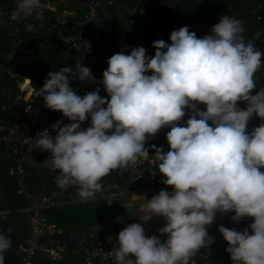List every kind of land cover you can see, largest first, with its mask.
Wrapping results in <instances>:
<instances>
[{"label":"clouds","instance_id":"clouds-1","mask_svg":"<svg viewBox=\"0 0 264 264\" xmlns=\"http://www.w3.org/2000/svg\"><path fill=\"white\" fill-rule=\"evenodd\" d=\"M42 8L41 0H17L11 19L42 18ZM27 29L32 31V25ZM245 31L243 21L229 15L201 38L185 25L171 32L170 44L154 41V56L142 46L128 55L113 54L99 82L78 63L75 69L49 72L35 92L70 123L58 120L50 126L55 137L46 128L24 143L50 153L46 167L61 190L76 188L78 202L95 200L99 193L110 206L114 199L103 195L102 179L137 162H159L163 183L172 188L161 189L140 211L165 219L157 231L167 240L146 237L144 227L132 223L119 232L111 251L116 264H194L192 257L214 242L206 226L217 212H234V222L254 218L242 231L223 225L218 231L233 264H264V122L247 131L254 114L264 121V91L252 94L262 53L245 41ZM75 46L90 51L87 41ZM73 80L102 84L107 97L99 95L100 87L81 97L70 87ZM240 101L245 109L238 107ZM186 108L192 114L181 126ZM89 117L90 126L82 128ZM166 126L169 150L151 145L150 157L146 140ZM11 246L10 238L0 234V264H6Z\"/></svg>","mask_w":264,"mask_h":264},{"label":"built area","instance_id":"built-area-1","mask_svg":"<svg viewBox=\"0 0 264 264\" xmlns=\"http://www.w3.org/2000/svg\"><path fill=\"white\" fill-rule=\"evenodd\" d=\"M41 2L43 5L42 18L32 16L17 22L11 19L12 11L6 10L0 13V78L14 82L13 90L9 89L5 93V99L0 104V118L8 123L0 127V144L4 147L6 157L12 162L8 174L17 185V194L28 201V205L23 211L28 215L29 231L18 251L20 260L17 264H116L111 251L118 243L119 232L124 227L137 222H105L86 231H71L68 243H57L56 238L62 236L64 230L49 220L48 213L68 203L69 201L65 199L68 191L76 190V188L69 187L67 190L58 188L48 193L32 194L26 185L27 172L25 166L30 160L50 153L40 151L33 148V145L24 143L25 138H34L37 132L46 128L49 129V134L55 137L56 133L51 131V125L58 120L65 124L70 123L61 112H57L50 119L42 98L35 96V92L43 87L48 73L59 71L64 67L75 69L76 64L82 63L91 69L96 81L99 82L103 79V71L109 66L108 59L119 50L117 37L112 34L109 35L110 38H107L102 33L107 18L106 13H101L104 9V0H85L84 9H80V12L68 9L60 11L59 5L65 0H41ZM16 3L17 0H15L14 5ZM108 5H112L111 0L108 1ZM254 15L257 21L264 24V0H260L258 3ZM28 25H32L31 32L33 34L25 32ZM116 26H121V24H116ZM131 30L132 28L128 30V33ZM36 37H41L44 40L41 43L42 46H45L47 42L50 43L59 64L56 66L49 65L48 68L33 72L30 81L23 86L19 82L22 78L20 64L22 65V62L28 58L35 59L36 44L32 40H36L34 39ZM80 40L89 42L90 48L93 44H100L98 54L92 49L86 53L77 51L75 45ZM128 42L130 54L133 48L138 47V42L136 39L131 42L128 39ZM255 47L261 51L262 56L261 68L254 75L257 87L252 94L257 91H264V36H261L259 42L255 43ZM151 49L155 53L156 49L153 47ZM102 51H108V54L101 56ZM97 56L101 57L97 58ZM151 74V72L146 73V75ZM97 84L73 80L70 87L76 94L83 97L86 92L93 91ZM99 95L107 97L102 92ZM198 107L201 110H206V106L203 104L198 105ZM238 107L245 109L246 102H238ZM12 112L14 119L9 121L7 116L11 115ZM185 112V117L179 122L181 126H186V121L192 114L191 110L187 108ZM262 122L264 121L254 114L248 122L247 131L251 133ZM208 123L211 125V121ZM89 126L90 117L81 124L84 129ZM168 131H170V126L162 128L155 137L146 140L145 147L149 149L150 157L154 155L151 145L163 147L164 152L169 150L170 146L166 139ZM158 163L146 161L140 164L137 162L135 165L130 164L127 169L113 170L109 182L117 181L130 189L141 190L150 198L157 195L161 189L171 192L172 188L163 183L166 177L158 171ZM260 171L264 172V168H261ZM9 214L8 209H0V222L5 221ZM253 222L254 218L247 217L242 224L238 225L232 220L231 212H228L219 225L242 231ZM141 225L145 229L146 237L158 235L154 226ZM210 226H206V228L208 235L213 238L214 242L208 247H202L192 257V262L194 264H233L230 254L226 251L228 243L225 240L215 241L214 236L209 231ZM249 234H252L250 229ZM160 240L163 243L167 237Z\"/></svg>","mask_w":264,"mask_h":264},{"label":"trees","instance_id":"trees-1","mask_svg":"<svg viewBox=\"0 0 264 264\" xmlns=\"http://www.w3.org/2000/svg\"><path fill=\"white\" fill-rule=\"evenodd\" d=\"M108 1L104 0V9L101 12L102 14H107L102 31L103 36L110 38L109 35L113 34L121 39L122 35H125L123 33L125 29L130 42L136 39L138 47L142 46L146 48V55L149 57L155 54L151 49L154 41L164 40L168 44L171 43L170 34L173 30H179L187 25L190 32H194L197 38H201L206 34H210L212 27L219 23L221 17L225 15L235 16L243 21L246 29L244 33L246 42L252 41L255 45V43L259 42L260 37L264 36V24L257 21L254 15V10L260 0H112L113 5L110 6L108 5ZM14 2L15 0H0V13L6 10L12 11L15 8ZM79 4L82 5L80 9H84L85 0H68L66 6L59 9L60 11L63 9L72 10L74 8L79 10ZM123 10H125L124 14ZM116 24H121V26H116ZM132 25L133 30L128 33ZM25 32L33 34L27 28ZM34 39L36 40H32V42L36 44L35 59L28 58L25 62H22V65L20 64L22 78L19 82L23 86L30 81L33 72L48 68L49 65L56 66L59 64L57 57L50 47V43L47 42L45 46H42L41 43L44 40L41 37ZM99 45L93 44L90 49L98 54L100 50ZM104 54L107 55L108 51L101 52V56ZM101 56H97V58ZM27 62L29 65L34 66L33 70H28ZM13 85L14 82L0 78V104L5 99V93ZM46 112L51 119L59 111H52L47 108ZM10 114L7 118L9 121H12L14 113ZM5 124L8 123H5L3 118H0V127ZM37 159L40 158L38 157ZM32 161L33 159L25 166L28 191L35 194L41 192L48 193L54 189H58L59 187L55 182L56 174L47 173L39 165H30ZM11 164L12 162L4 154L3 145L0 144V170L6 179L8 190L16 208L27 219V215L23 209L28 205V201L17 194V185L8 174ZM112 175L113 171L105 176L101 182L108 183ZM114 182L122 185L120 182ZM65 199L69 202L48 213L49 220L64 230V234L56 238L57 243H68L71 231H86L95 225L114 221L119 216L120 210L116 200L110 206L105 201L99 202L97 200L81 203L78 202L79 197L76 195V190H69ZM0 209H8L2 192L0 193ZM222 219L214 220L209 228L215 241L224 240L222 234L218 231V226H220L219 224ZM21 230L20 223L11 213L5 221L0 222V234L9 237L12 245L10 250L5 253L6 264ZM19 260L20 254L18 252L17 263H19Z\"/></svg>","mask_w":264,"mask_h":264},{"label":"crops","instance_id":"crops-1","mask_svg":"<svg viewBox=\"0 0 264 264\" xmlns=\"http://www.w3.org/2000/svg\"><path fill=\"white\" fill-rule=\"evenodd\" d=\"M112 1V0H111ZM68 0H65V2L60 3L59 7H64L66 6V3ZM113 5V1H112ZM82 5L79 4V10L74 8L72 10L79 11ZM71 10V9H68ZM125 13V10H123V14ZM134 25V24H133ZM133 25L131 26L133 30ZM125 35H122L121 39L117 38V43L119 46L118 52H123L124 54L127 55L129 53L128 50V36L126 33V30L124 29ZM50 157V154H47L46 157L45 155L39 157L40 159H33L32 162H30V165L36 166L39 165L40 168H44L47 173H50L48 168L46 167L47 164V159ZM104 188V193L103 195L106 196H111L114 200H116L118 207H119V216L117 218H120V220L116 219L114 221H133L137 222L140 224H149L155 227V229H160L163 228L166 224V221L163 217L157 216V215H152L150 218H148L143 212L141 211V206L146 203L147 200H151L149 196L144 194L141 190H135V189H130L126 186H122L120 184H117L115 182H109L108 183H103L101 182ZM101 194H97V201L102 202L103 200H100ZM91 201V200H90ZM94 201V200H93ZM227 213L222 214L221 216L216 215L215 221L222 219L225 217ZM114 221H109V222H114ZM159 239H162L164 237H167V234H161L158 232Z\"/></svg>","mask_w":264,"mask_h":264},{"label":"water","instance_id":"water-1","mask_svg":"<svg viewBox=\"0 0 264 264\" xmlns=\"http://www.w3.org/2000/svg\"><path fill=\"white\" fill-rule=\"evenodd\" d=\"M0 187H1V192L3 194V197L5 199V203L7 205L8 210L10 211V213L18 220V222L20 223L22 230L20 235L18 236L17 240L15 241L11 252L9 254L8 257V261L7 264H16L17 261V255H18V251L20 249L21 244L23 243V241L25 240L28 231H29V224L27 219L22 215V213L16 208L13 199L10 195V192L8 190V186H7V182L6 179L4 178L1 170H0ZM231 215L234 216L235 213L231 212ZM247 218L244 217L242 218L239 222H236V224L240 225L243 223V220Z\"/></svg>","mask_w":264,"mask_h":264},{"label":"rangeland","instance_id":"rangeland-1","mask_svg":"<svg viewBox=\"0 0 264 264\" xmlns=\"http://www.w3.org/2000/svg\"><path fill=\"white\" fill-rule=\"evenodd\" d=\"M129 53H127V55H128ZM27 64V67H29L28 68V70H33L34 69V66H31V65H29L28 64V62L26 63ZM96 87H100V92H102V93H104V94H106L107 95V93H106V91L104 90V88H103V85L102 84H97V85H95L94 86V89L96 88ZM10 90H13V88L11 87L10 88ZM45 157H46V155H45ZM224 214V213H223ZM27 215V214H26ZM216 215H219V216H221L222 215V213H220V212H217V214ZM28 216V215H27Z\"/></svg>","mask_w":264,"mask_h":264}]
</instances>
